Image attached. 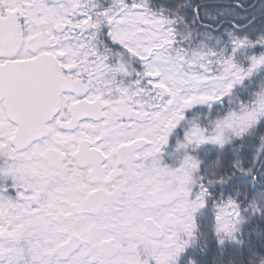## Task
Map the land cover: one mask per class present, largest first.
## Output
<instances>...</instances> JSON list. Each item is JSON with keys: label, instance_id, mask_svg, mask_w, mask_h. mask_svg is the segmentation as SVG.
Here are the masks:
<instances>
[{"label": "snow or ice", "instance_id": "1", "mask_svg": "<svg viewBox=\"0 0 264 264\" xmlns=\"http://www.w3.org/2000/svg\"><path fill=\"white\" fill-rule=\"evenodd\" d=\"M0 264H264V0H0Z\"/></svg>", "mask_w": 264, "mask_h": 264}]
</instances>
